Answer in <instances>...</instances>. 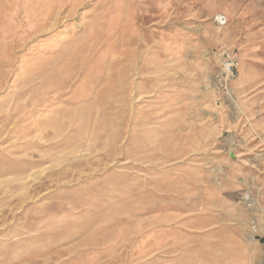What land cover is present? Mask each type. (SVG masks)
<instances>
[{
  "label": "rangeland",
  "instance_id": "374dc122",
  "mask_svg": "<svg viewBox=\"0 0 264 264\" xmlns=\"http://www.w3.org/2000/svg\"><path fill=\"white\" fill-rule=\"evenodd\" d=\"M256 133L264 0H0V264H264Z\"/></svg>",
  "mask_w": 264,
  "mask_h": 264
},
{
  "label": "crops",
  "instance_id": "0c3cea01",
  "mask_svg": "<svg viewBox=\"0 0 264 264\" xmlns=\"http://www.w3.org/2000/svg\"><path fill=\"white\" fill-rule=\"evenodd\" d=\"M258 137H260V138H264V135H258L257 133H256V135L253 137V138H255V139H258ZM256 181H258V179H255ZM262 182V188H261V194H260V196H261V198H262V202H263V205L261 206V210L258 208V206H256V213L258 214H256V216H255V218L258 220V221H260V227H261V231H262V236H259V237H261V238H263L264 239V180L263 181H261ZM259 212V213H258ZM261 213V214H260ZM235 228L233 229V233H234V236H237V234H236V232H235ZM256 237H258V236H256ZM251 244L253 245V247H264V242H251Z\"/></svg>",
  "mask_w": 264,
  "mask_h": 264
},
{
  "label": "built area",
  "instance_id": "2783aa9c",
  "mask_svg": "<svg viewBox=\"0 0 264 264\" xmlns=\"http://www.w3.org/2000/svg\"><path fill=\"white\" fill-rule=\"evenodd\" d=\"M238 62L236 61V59H229L225 62L224 64V74L227 77H233L235 75V71L238 67ZM254 231H256V227L254 226Z\"/></svg>",
  "mask_w": 264,
  "mask_h": 264
},
{
  "label": "water",
  "instance_id": "95a60500",
  "mask_svg": "<svg viewBox=\"0 0 264 264\" xmlns=\"http://www.w3.org/2000/svg\"><path fill=\"white\" fill-rule=\"evenodd\" d=\"M259 240H260V242H264V239L263 238H261V237H257Z\"/></svg>",
  "mask_w": 264,
  "mask_h": 264
}]
</instances>
